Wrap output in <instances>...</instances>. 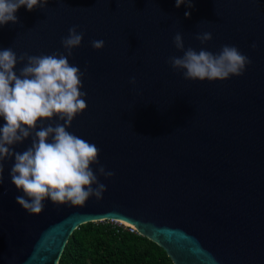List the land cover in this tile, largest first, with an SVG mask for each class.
<instances>
[{
	"label": "water",
	"instance_id": "95a60500",
	"mask_svg": "<svg viewBox=\"0 0 264 264\" xmlns=\"http://www.w3.org/2000/svg\"><path fill=\"white\" fill-rule=\"evenodd\" d=\"M15 15L17 23L0 26V50L17 56L64 53L68 29L84 33L68 59L85 72L87 108L67 130L95 144L115 175L96 173L107 188L99 201L46 198L40 214H29L16 201L24 193L11 182L14 157L6 159L0 264H58L75 229L105 220L134 227L174 264H264V0H193L191 9L175 0H48ZM203 31L213 37L205 44L195 38ZM177 32L185 48L234 45L252 62L241 76L185 80L168 63L183 55ZM55 122L63 123L44 121Z\"/></svg>",
	"mask_w": 264,
	"mask_h": 264
},
{
	"label": "clouds",
	"instance_id": "9594fccd",
	"mask_svg": "<svg viewBox=\"0 0 264 264\" xmlns=\"http://www.w3.org/2000/svg\"><path fill=\"white\" fill-rule=\"evenodd\" d=\"M47 3L48 0H0V26L10 21L17 23L15 13L21 6L31 11L45 8ZM182 4L191 9L193 0H175L177 8ZM184 15L189 17L190 12L185 11ZM77 27H70L68 35L62 37L64 53L17 56L12 48L0 50V117L6 122L0 127V182L3 162L14 157L11 182L23 190L24 196H17L16 201L29 214H40L46 198L57 205L80 207L91 197L99 201L107 188L99 182L96 173L105 178L115 175L100 163L101 150L95 144L67 130L73 119L87 108L83 98L87 93L80 90L85 72L71 65L68 59L83 40L84 33L78 32ZM195 38L205 44L213 37L210 31H203ZM104 44L103 40L91 41L97 50ZM173 44L183 55L170 56L168 63L182 72L185 80L222 81L241 76L252 62L234 45L225 44L218 53L185 48L180 32L174 35ZM255 47L253 43L252 48ZM24 61L17 74L16 65ZM130 83H136L135 77ZM54 117L63 123H44ZM28 138L31 144L26 150H14L13 145ZM93 164L97 165L95 172Z\"/></svg>",
	"mask_w": 264,
	"mask_h": 264
},
{
	"label": "trees",
	"instance_id": "16d2710c",
	"mask_svg": "<svg viewBox=\"0 0 264 264\" xmlns=\"http://www.w3.org/2000/svg\"><path fill=\"white\" fill-rule=\"evenodd\" d=\"M58 264H174L146 236L111 220L88 222L70 235Z\"/></svg>",
	"mask_w": 264,
	"mask_h": 264
},
{
	"label": "built area",
	"instance_id": "2783aa9c",
	"mask_svg": "<svg viewBox=\"0 0 264 264\" xmlns=\"http://www.w3.org/2000/svg\"><path fill=\"white\" fill-rule=\"evenodd\" d=\"M112 222H113V221H112ZM114 222H116V221H114ZM115 224H118V225L124 226V227H126L127 229H130L131 231H136V229H135L134 227H128V226H126V225H124V224H122V223H120V222H116Z\"/></svg>",
	"mask_w": 264,
	"mask_h": 264
},
{
	"label": "bare ground",
	"instance_id": "6f19581e",
	"mask_svg": "<svg viewBox=\"0 0 264 264\" xmlns=\"http://www.w3.org/2000/svg\"><path fill=\"white\" fill-rule=\"evenodd\" d=\"M122 222H124V223H126V224H128L126 221H124V220H121Z\"/></svg>",
	"mask_w": 264,
	"mask_h": 264
},
{
	"label": "rangeland",
	"instance_id": "374dc122",
	"mask_svg": "<svg viewBox=\"0 0 264 264\" xmlns=\"http://www.w3.org/2000/svg\"><path fill=\"white\" fill-rule=\"evenodd\" d=\"M114 222V221H113ZM114 223H116V222H114Z\"/></svg>",
	"mask_w": 264,
	"mask_h": 264
}]
</instances>
